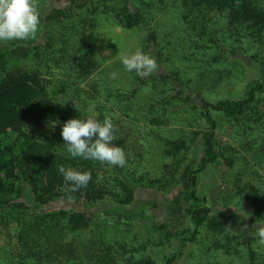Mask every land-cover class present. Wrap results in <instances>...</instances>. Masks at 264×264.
Segmentation results:
<instances>
[{"label":"rangeland","instance_id":"obj_1","mask_svg":"<svg viewBox=\"0 0 264 264\" xmlns=\"http://www.w3.org/2000/svg\"><path fill=\"white\" fill-rule=\"evenodd\" d=\"M58 1L38 0L40 14L46 10L47 4L54 5ZM80 1L81 4L87 0ZM96 5L93 4V7ZM178 5V0H110L99 4V14H91L95 70L84 79L76 78L68 70L66 61L69 60L65 51H53L55 47H62V37H76L80 16H83L86 7L84 5L64 9L66 17L40 25L35 38L21 41L32 40L37 45L28 51L25 58L10 55L3 61L1 71L21 67L25 71L38 73L44 81L45 96L50 101L91 109L92 115L102 122L105 117L111 118L116 139L124 141L121 148L134 158L139 156L142 163L140 168L137 167V172L130 175L132 182L128 183L133 191V200L124 208L128 213L132 211L129 214L132 219H124L117 206L94 204L90 206L93 214H88L92 218L88 226L69 232L49 218L37 223L29 210L3 207L4 197L0 198V264H94L93 258L88 257L92 252L100 254L104 262L99 263V260L95 264H125L128 255L134 259L149 258L152 264H160L162 257L172 250V240L163 236L162 230L152 223H170L171 229L188 226L184 203L172 204L171 199L176 192L186 191V170L197 161L201 152L199 137L194 139L189 149L188 160L173 190L158 194L152 191L153 188H144L150 185L148 177L154 175L159 162L157 139L161 128L142 122L131 111L129 116H125L127 104L118 94H125L136 83L137 73L127 71L120 58L137 49L142 50L143 43L149 41L153 45L146 53L156 59L159 71H168L171 76L175 73L173 80L195 90L193 102L197 101L196 96L213 102L222 98H238L247 82L259 78L258 66L252 61L251 54L260 40L255 35L247 37L242 31L239 36L231 34L232 29L225 28L222 18L215 13L198 14L200 17H195L197 23L209 19L206 31L218 38L216 46L206 37H199L194 28L181 21V15L185 12L179 10ZM60 6L64 5L61 3ZM124 6L140 13L137 25L127 28L115 22L112 15ZM214 19L215 22L211 21ZM14 41L19 40L0 42V47ZM41 41H52L53 49L48 47L46 50L43 43L39 44ZM113 72L117 73L115 79L110 78ZM145 87L140 104L136 99L130 110L138 107L143 111L142 100L146 103L151 92L161 93L165 90L160 83ZM253 106L248 109L247 118L253 117L251 114L264 113V95H257ZM155 109L149 110V113ZM213 117L216 121L214 142L217 154L221 158L229 157L233 165L225 166L222 159L214 165H207L197 175L196 192L206 197V205L214 209L219 219L231 226L234 232L256 236V225L261 222L250 217L254 208L251 207L250 196L246 195L251 192L252 186V193L264 188V153L261 150L264 147V127L255 128L256 123L248 118L246 124L249 128L244 132L242 129L246 126L243 121L236 123L219 114H213ZM176 127V130L181 128L176 125L174 129ZM13 141L11 134L3 139L4 144L14 145ZM107 167L109 165L100 173ZM256 184L259 188H255ZM242 185H245L244 190L241 189ZM27 198L22 196L18 200L29 204ZM57 206L58 203L51 204L45 209H56ZM198 237V243L185 247L175 264H246L245 251L241 247L235 253L211 252L206 232L202 231ZM93 241H97V244L93 245ZM160 241L164 244L157 245ZM98 243L101 250H94L99 249ZM257 244L256 253L264 256V244L259 241Z\"/></svg>","mask_w":264,"mask_h":264},{"label":"trees","instance_id":"obj_2","mask_svg":"<svg viewBox=\"0 0 264 264\" xmlns=\"http://www.w3.org/2000/svg\"><path fill=\"white\" fill-rule=\"evenodd\" d=\"M107 1L110 0H87L80 4V0H60L56 3L59 6L47 4L46 10L40 14L43 26L66 17L64 9L86 6L83 16H80L76 37H62L60 43L62 47L59 49L52 48V41L39 42V44L43 43L46 50L51 47L53 51H65V56L69 60L66 61L68 70L78 79L87 78L95 70L91 33L94 23L91 14H99L97 6ZM263 2L264 0H178L179 10L183 9L185 12L181 15V21L186 26L194 28L199 37H206L216 46H218V38L212 37L206 31L209 19L197 23L195 17H200L198 14L215 13L217 17L222 18L225 28L232 29L231 34L239 36L244 32L247 37L255 35L260 39L251 54L252 61L258 66L259 78L247 82L238 98H222L210 102L196 96L197 101L193 102L195 90L177 83L173 80L175 73L171 76L168 71H159V66L157 71L146 77L137 74L136 83L125 94H118L127 104L125 116H129L131 111L142 122L161 128L157 139L159 162L154 175L148 177L150 185L144 188H153L152 191L158 194H166L173 190L178 184V175L188 160L189 149L194 139L199 137L198 145L201 152L197 161L186 170V191L176 192L171 199L172 204L184 203L188 226L171 229L170 223H152L174 244L172 250L162 257L160 264H175V261L182 256L185 247L195 246L198 243V236L202 231L206 232L210 239L208 249L211 252L220 250L224 254L235 253L241 247L245 251L246 264H264V256L258 255L255 251L258 247V235H240L234 232L231 226L219 219L214 209L206 205V197L196 192L197 175L207 165H214L219 159H222V163L227 167L233 165V160L229 157L221 158L217 154L214 142L216 121L213 114L232 119L236 123L239 120L243 121L246 126L242 129L244 132L249 128L246 124L248 118L249 121L256 123L255 128L264 127V113L246 117L256 96L264 95ZM61 3L65 7L60 6ZM96 3L97 5L93 7ZM112 17L121 26L130 28L139 23L141 15L124 6ZM211 21L215 22V19ZM152 45L153 43L149 41L143 43L142 51L146 53ZM34 47L37 45L32 40L25 43L14 41L8 43V46L0 47V198L4 197L3 207L26 212L29 210L37 223L49 218L69 232L88 226L92 221L88 214H93L90 206L94 204L117 206L123 212L121 214L124 219H132L129 215L132 211L128 213L124 207L133 200V191L128 183L132 182L130 175H134L140 168L141 158L139 156L134 158L123 148L127 160L124 167L73 157L67 151V145L62 139V125L68 119H86L88 116H93L91 109L84 110L83 107L75 104L66 105L50 101L45 96L44 81L36 72H28L21 67L11 71H1L3 61H6L10 55L25 58L28 51ZM156 83L162 84L165 90L161 93L151 92L146 98V103L142 100L143 111L138 107L130 110L136 99L140 104L145 86ZM151 109H155L153 113H149ZM94 117L101 121L96 115ZM176 125L182 129L176 130L177 127L174 129ZM10 134L14 136V145L3 143V139ZM123 142L115 139L112 143L114 146L122 147ZM261 150L264 153V147ZM106 165H109L108 169L101 174L100 170ZM61 166L81 172L88 171L91 173V180L86 187L71 191L72 184L66 182L59 171ZM147 174L150 175L149 172ZM244 188L245 185H242L241 189ZM252 188L253 186L251 192L246 195L250 196L251 207L254 208L250 217L261 222L260 225H264V188L258 193H252ZM255 188L259 186L256 184ZM22 196L29 197L27 198L29 204L18 200ZM57 203L56 209H45ZM96 242L93 241L92 243H95L93 245H96ZM159 244L164 243L160 241L157 245ZM94 250H101L100 245L99 249L94 248ZM92 253L88 254V257L93 258L94 264L99 260L101 261L99 263H104L100 254ZM124 262L152 264L149 258L134 259L129 255Z\"/></svg>","mask_w":264,"mask_h":264},{"label":"clouds","instance_id":"obj_3","mask_svg":"<svg viewBox=\"0 0 264 264\" xmlns=\"http://www.w3.org/2000/svg\"><path fill=\"white\" fill-rule=\"evenodd\" d=\"M40 25L38 0H0V42L33 39ZM120 59L127 71H135L142 77L158 68L156 59L140 49ZM116 76L117 73H110V78L115 79ZM114 131L111 118L105 117L101 122L94 116H88L86 119H68L62 125L61 136L73 157L124 167L127 163L126 154L121 147L113 145L116 139ZM59 171L64 180L72 184L71 191L86 187L91 180L88 171L65 169L63 166ZM256 230L259 242L264 244V225H256Z\"/></svg>","mask_w":264,"mask_h":264}]
</instances>
